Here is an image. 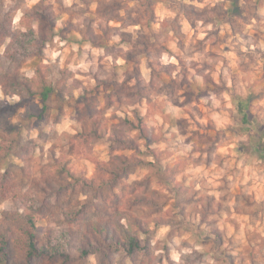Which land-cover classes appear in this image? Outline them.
Segmentation results:
<instances>
[{
	"label": "clouds",
	"instance_id": "clouds-1",
	"mask_svg": "<svg viewBox=\"0 0 264 264\" xmlns=\"http://www.w3.org/2000/svg\"><path fill=\"white\" fill-rule=\"evenodd\" d=\"M0 264H264V0H0Z\"/></svg>",
	"mask_w": 264,
	"mask_h": 264
}]
</instances>
